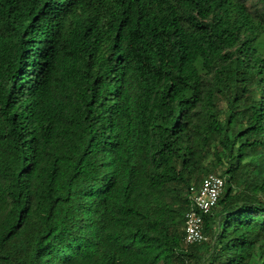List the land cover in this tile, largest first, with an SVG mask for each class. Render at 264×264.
I'll use <instances>...</instances> for the list:
<instances>
[{
  "label": "trees",
  "instance_id": "trees-1",
  "mask_svg": "<svg viewBox=\"0 0 264 264\" xmlns=\"http://www.w3.org/2000/svg\"><path fill=\"white\" fill-rule=\"evenodd\" d=\"M0 263L264 264V0H0Z\"/></svg>",
  "mask_w": 264,
  "mask_h": 264
},
{
  "label": "built area",
  "instance_id": "built-area-1",
  "mask_svg": "<svg viewBox=\"0 0 264 264\" xmlns=\"http://www.w3.org/2000/svg\"><path fill=\"white\" fill-rule=\"evenodd\" d=\"M224 187L223 180L215 175L206 177L199 188H191L189 201L191 206L184 218L183 245L197 246L204 243L203 216L208 215L216 206Z\"/></svg>",
  "mask_w": 264,
  "mask_h": 264
},
{
  "label": "rangeland",
  "instance_id": "rangeland-1",
  "mask_svg": "<svg viewBox=\"0 0 264 264\" xmlns=\"http://www.w3.org/2000/svg\"><path fill=\"white\" fill-rule=\"evenodd\" d=\"M194 64L200 74L205 73L203 68V63L201 60L199 59L195 60ZM32 237H33L32 233H27L25 236L21 237L20 239L13 240L9 244V250L26 258L29 250V242ZM0 264H6V263H0Z\"/></svg>",
  "mask_w": 264,
  "mask_h": 264
}]
</instances>
